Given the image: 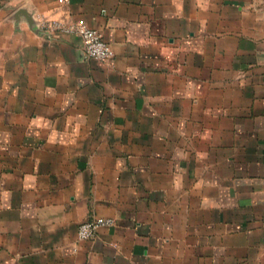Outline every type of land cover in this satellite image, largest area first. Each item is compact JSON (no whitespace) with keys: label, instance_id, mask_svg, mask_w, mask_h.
<instances>
[{"label":"crops","instance_id":"crops-1","mask_svg":"<svg viewBox=\"0 0 264 264\" xmlns=\"http://www.w3.org/2000/svg\"><path fill=\"white\" fill-rule=\"evenodd\" d=\"M0 264H264V0H0Z\"/></svg>","mask_w":264,"mask_h":264},{"label":"built area","instance_id":"built-area-1","mask_svg":"<svg viewBox=\"0 0 264 264\" xmlns=\"http://www.w3.org/2000/svg\"><path fill=\"white\" fill-rule=\"evenodd\" d=\"M39 29L46 35L53 33L75 34L81 37L84 45L85 54L97 61H109L114 57L112 47L105 41L102 33L89 28L84 23L66 24L59 20L40 18ZM115 221L110 218H94L83 222L79 226L78 234L82 241L96 239L99 231L103 227L112 226Z\"/></svg>","mask_w":264,"mask_h":264}]
</instances>
